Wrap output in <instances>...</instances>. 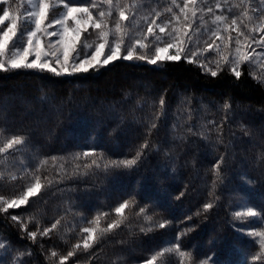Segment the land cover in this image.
Listing matches in <instances>:
<instances>
[{"label": "trees", "instance_id": "trees-1", "mask_svg": "<svg viewBox=\"0 0 264 264\" xmlns=\"http://www.w3.org/2000/svg\"><path fill=\"white\" fill-rule=\"evenodd\" d=\"M198 65L119 59L87 73L0 71V147L13 136L27 140L0 154V197L41 184L27 204L4 212L0 203V264L20 253L18 264H133L177 240L191 255L157 262L259 264V238L248 233L264 224V83L248 63L239 79L228 65L216 77ZM138 152L131 168L105 167ZM247 206L261 216L235 219ZM109 224L119 226L94 239ZM86 228L95 231L88 249Z\"/></svg>", "mask_w": 264, "mask_h": 264}, {"label": "snow or ice", "instance_id": "snow-or-ice-1", "mask_svg": "<svg viewBox=\"0 0 264 264\" xmlns=\"http://www.w3.org/2000/svg\"><path fill=\"white\" fill-rule=\"evenodd\" d=\"M201 3L204 0H200ZM8 3V0H0V5ZM28 3L31 5V10L27 8L24 9L26 15H15L11 14L9 8L0 7V71L7 72L12 69H39L41 71L47 70L56 75H62L68 73L69 69L67 67L69 61V52L72 53V65L71 72H89L90 70H98L100 67H105L109 65L110 62H115L119 59L123 60H140L146 61L148 64L157 65L163 61H174L178 62L182 58L185 59L189 63H196L200 61V67L204 68L207 72L211 74V76L216 77L219 71H222L225 63L231 65L229 71L235 75L237 79L240 78L241 72L238 70V65L242 62H248L253 59L250 54L241 55V49L239 46L236 48V58L233 60H229L227 56L223 57V60L209 61L208 63H204L201 59L203 52L212 49L213 44H208L206 49L196 48L194 51L192 47L189 45L194 44L192 41V33L184 32L183 36L180 33L179 29L172 28L169 31H166L170 27L171 21H165L163 24H157L156 20H152L151 23L147 26V33L145 34V39L148 36L153 38L151 44H144L141 39H135L134 43L132 42L131 34L126 30L121 28L120 21H129L131 22L134 17L131 15H125V11L123 7H120L119 0H116V4L114 5L113 0H92L91 5H88V0H84L83 3H78L76 0H59V3L55 2V0H38V3H34L33 0H28ZM183 7L177 4V0H170V4L172 7L165 9L166 12L172 13L173 8H179V12L184 14V21H189L188 12L191 13V18L195 20L197 18L198 13H202L204 11L203 8L198 6V0H182ZM106 4L109 7V11L105 12L101 10V5ZM191 5V7H190ZM62 6L65 11L60 12L58 18L49 19V14L51 9H55L57 7ZM137 5H132L131 7H136ZM113 7L119 8V19L115 22V29H109L105 31L107 26L106 17H110L112 15L111 9ZM216 7H220L219 2H217ZM93 10H96L97 17H93ZM209 14L213 12L211 7L207 8ZM246 15V13H244ZM155 16L160 17V12H155ZM173 16L176 20H179V16ZM199 19L203 22V16L200 15ZM249 19H252L249 17ZM262 23L259 26L260 28H264V17H260ZM227 20V17L223 15H218L215 17L213 23H224ZM46 21H49L47 24ZM69 21L72 22V26H69ZM8 22V23H6ZM27 25V26H26ZM34 25V27H32ZM152 25H155L156 28L159 29V33H163L164 37H167L168 40H164L160 34L156 33L155 29ZM231 25L239 27L237 24V18H233L231 20ZM59 27L60 31H49V29L53 27ZM190 27V24H189ZM94 28L98 30V41L93 44L88 41L86 35L89 33V29ZM257 28H253L251 31H256ZM220 29L217 27L216 31L212 33L213 36L219 33ZM225 31H227V26L225 27ZM71 33V36L69 34ZM26 34V43L22 46H18V40H23ZM82 34L85 35V38L82 39ZM109 34L112 35V39L109 40ZM41 35H45L48 37H56L59 36V40H53L49 43V47L51 49L52 45H56L57 48L62 47V57H63V68L62 71H57L55 67L50 63V59L54 58V62L56 64H61V56L57 55L56 50H50L49 52L43 53L44 59L41 62V54L43 51V46L41 44ZM243 35L242 32H238L236 43L240 44L239 36ZM248 37H245L247 40ZM164 41V46L160 47L159 44ZM171 41V42H169ZM253 43H259L264 46V34L261 35L259 41L255 40L253 37ZM36 48L35 58L29 60V56L33 52V48ZM94 50H91L93 49ZM137 48L140 50H144V54H140L137 51ZM175 48L176 52L173 55H169L168 50ZM105 49L107 51H105ZM126 52L125 55L121 54V50ZM152 51L153 54L149 56L148 52ZM255 51V49H253ZM10 53V58L7 60L3 59L5 53ZM217 52H219V46L217 45ZM104 55L105 58L103 60L100 57ZM209 64H214L216 70H213L209 67ZM258 79V83H264V74H262ZM159 104L163 107L165 104V100L163 97L159 100ZM224 107L229 108V104L225 103ZM163 115V113H161ZM156 124H152V128H155ZM27 143L25 137L21 136H13L11 139L7 141L4 147H0V154L7 153L9 150L16 151L17 146H22ZM142 147H147V144ZM83 156L92 155L91 152H84ZM141 153L138 152L136 157L128 160L122 161H111L110 165H105V167H116V168H131L132 166L137 164ZM55 160V157L52 158ZM223 162V157H221L220 161L217 162V165L214 167L219 168V164ZM43 163V162H42ZM97 162L95 160L92 161V165H96ZM92 165H86V167H91ZM98 166V165H97ZM16 177H12L15 179ZM51 183V181H49ZM40 184H37L33 187H29L27 189V194H22V198L17 201V199L12 200H4L3 197H0V203L5 204L2 210L7 212L8 209L18 208L22 204H27L30 196H35L40 191ZM183 193H181V196ZM130 201L125 200L123 203L119 205L115 209L117 213H121V211L129 205ZM134 203V201H133ZM213 205L211 203H207L204 205V211L211 209ZM145 213V209L141 208L139 214ZM261 213L256 210L255 207H246L245 212H235L234 218L239 220L244 217H260ZM11 219L13 221H19L20 218L16 216H12ZM148 221H151V217H146ZM60 221L57 220L55 223L51 225V228H44L41 232V235H48L50 231L57 229ZM114 226L118 227L119 225L109 224L107 229L100 230L99 236L94 239L98 240L101 236L104 235L105 232L111 230ZM167 226L166 223H160L158 225L159 228H165ZM153 229L149 228L147 231H152ZM84 232H92V229H84ZM144 229H141V232H144ZM27 235L31 239H35L37 237V232H27ZM181 235H184L183 233ZM249 236L259 237V243L261 246V252L252 257L253 262L259 261V264H264V230L260 231H251L248 233ZM170 244L172 242H169ZM92 245L88 242V239H85L83 247L85 249L90 248ZM7 246L0 242V249H5ZM76 247H79L77 245ZM181 244L179 240L175 244H172L171 247L165 248L162 252H158L153 255L150 259H146L144 264H169L168 261L161 260L157 262V257H165L166 255H178L179 257H185L191 255L190 253H185L181 251ZM73 252H68L67 256L60 257L61 262L68 260L69 257L73 256ZM24 253H20L19 256H23ZM53 257L57 255L56 252H52ZM18 257L13 258V264H18ZM211 259V257L209 258ZM193 264H196V261L193 259ZM199 264H209V260H201Z\"/></svg>", "mask_w": 264, "mask_h": 264}, {"label": "rangeland", "instance_id": "rangeland-1", "mask_svg": "<svg viewBox=\"0 0 264 264\" xmlns=\"http://www.w3.org/2000/svg\"><path fill=\"white\" fill-rule=\"evenodd\" d=\"M34 3H38V0H33ZM55 2L59 3V0H55ZM217 2H219L220 7H216ZM114 5L116 4V0H113ZM120 7L124 8L125 15H131L134 17V19L129 21H120L121 28L126 29L132 36V42L134 43L135 39H141V41L144 44H151L153 38L151 36H148L145 39V34L147 33V26L151 23L152 20H156L157 24H163L165 21H171L170 27L166 29V31L171 30L172 28H176L180 30L181 35L183 36L184 32H191L192 33V41L194 44L189 45L193 48L195 51L196 48L199 49H206L208 44H213V48L209 49L205 52H203V55L201 59L204 63H208L209 61H216V60H223L224 56H227L229 60H233L236 58V48L239 46L241 49V55L250 54L253 59L248 62H242L239 64L238 70H240V67L244 63H248L251 65L253 73L260 77L262 74H264V46H262L259 43H253V37L255 40L259 41L261 38V35L264 34V28H260L262 21L260 17H264V11L262 9L264 8V1L263 0H204L203 3L198 0V6L200 8H203L204 11L202 13L197 14V18L193 20L191 18V13L188 12L189 21H184V14L179 12V8H173L172 13H168L165 11V9L172 7L170 4V0H119ZM177 4H179L181 7H183L182 0H177ZM132 5H137L136 7H131ZM0 7H7L10 10L11 14L15 15H26L24 12V9L27 8L28 10H31V5L28 3V0H8V3L0 5ZM191 7V5H190ZM211 7L213 9V12L211 14L208 13L207 8ZM101 10L108 12L109 7L101 6ZM65 11L62 6L57 7L55 9L50 10L49 19L52 18H58V15L60 12ZM112 15L110 17H106L107 26L105 28V31H108L109 29L114 30L115 29V22L119 19V8L113 7L111 9ZM155 12H160L161 16L157 17L154 15ZM173 13L175 16H179V20H176L173 16ZM246 13V15L244 14ZM0 15H2V12H0ZM203 16V22L200 21L199 16ZM218 15H223L227 17V20L224 23H213L215 20V17ZM93 17H97L96 10H93ZM251 17L252 19H249ZM233 18H237V24L239 27L235 25H231V20ZM49 21H46L47 24ZM8 23V22H6ZM69 26H72V22L69 21ZM190 24V27H189ZM27 26V25H26ZM155 29L156 33L160 34L162 37H164L163 33H159V29L155 27V25H152ZM227 26V31H225V27ZM34 27V25H32ZM217 27H219L220 31L217 35L213 36L212 33L216 31ZM253 28H257L256 31L252 32L251 30ZM61 29L57 27H53L49 29V31H60ZM238 32H242L243 35L239 36L240 44L237 45L236 38L238 35ZM71 36V33L69 34ZM98 30H95L94 28L89 29V33L86 35V38L90 43H97L99 42L98 39ZM245 37H248L247 40H245ZM41 44L43 46V51L41 54V62L45 58L43 53L49 52L50 50H56L57 55L61 56V64H56L54 62V58L50 59V63H52V66L57 69V71H62L63 68V57L62 52L63 48H57L56 45H52L51 49L49 47V43L53 40H59V36L56 37H48L45 35H41ZM85 38V35L82 34V39ZM109 40L112 39V35L109 34L108 37ZM164 40H168L167 37H164ZM171 42V41H169ZM24 43H26V34L23 40H18V46H22ZM217 45L219 46V52L221 54H218L217 52ZM160 47L164 46V41H162L159 44ZM255 49V51H253ZM91 50H94L91 49ZM35 51L36 48H33L32 54L29 56V60L35 58ZM105 51H107L105 49ZM137 51L140 54H144V50H140L137 48ZM176 49L172 48L168 50L169 55L175 54ZM121 54L125 55L126 52L124 50H121ZM149 56L153 54V52L150 50L148 52ZM72 53L69 52V61L67 64V67L69 69L68 73L65 74H71V65L73 63L72 59ZM10 58V53L6 52L3 59L7 60ZM105 58L104 55L100 57L101 60ZM200 63V61H198ZM225 65H228L225 63ZM231 67V65H228ZM209 67L212 69L215 68L214 64H209ZM0 159H2V156L0 155ZM37 184L34 183L31 187L34 188V186ZM40 184V183H39ZM41 186V184H40ZM41 188V187H40ZM27 194V190L24 193ZM31 197V196H30ZM29 197V198H30ZM22 196L16 197L14 199H21ZM12 200V199H11ZM249 207V206H247ZM242 211H246V207L242 208ZM92 232H88V242H91L94 238L95 231L92 229ZM260 230H264V224L263 227H260ZM259 230V231H260ZM259 238V237H258ZM260 240V238H259ZM133 264H144V262L140 263H133Z\"/></svg>", "mask_w": 264, "mask_h": 264}]
</instances>
